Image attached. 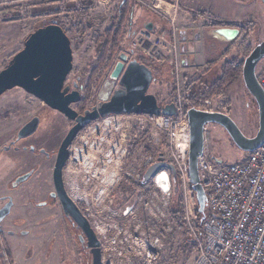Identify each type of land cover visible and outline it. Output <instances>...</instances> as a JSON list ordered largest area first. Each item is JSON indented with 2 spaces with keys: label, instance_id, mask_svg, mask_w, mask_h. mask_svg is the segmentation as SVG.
<instances>
[{
  "label": "built area",
  "instance_id": "built-area-1",
  "mask_svg": "<svg viewBox=\"0 0 264 264\" xmlns=\"http://www.w3.org/2000/svg\"><path fill=\"white\" fill-rule=\"evenodd\" d=\"M161 40L166 41L164 32L140 33L139 45L156 58ZM256 77L264 90V61ZM174 99L175 116L110 113L86 125L71 145L65 184L98 238L100 264H183L179 252L187 238L195 248L188 264H264V142L241 162L223 164L210 160L204 136L197 166L206 216L199 221L188 172L184 98ZM206 106L211 108L210 100L196 103L213 111ZM134 144V155L144 147L156 152L133 159L128 154ZM158 162L172 164L176 176L164 164L145 178ZM178 189L181 221L170 213Z\"/></svg>",
  "mask_w": 264,
  "mask_h": 264
},
{
  "label": "rangeland",
  "instance_id": "rangeland-1",
  "mask_svg": "<svg viewBox=\"0 0 264 264\" xmlns=\"http://www.w3.org/2000/svg\"><path fill=\"white\" fill-rule=\"evenodd\" d=\"M120 2L121 0H0V69L23 47L25 37L31 31L56 20L67 33L72 49V68L65 80L70 83L78 77V84L84 85L83 100L87 105L108 99L110 92L118 87V80L111 79L109 73L123 52L127 54V60L136 58L153 70L148 92L153 93L160 104L174 102V97L180 94L184 98L181 103L185 113L187 82L200 78L210 83L219 76L220 67L226 60L241 57L237 47L241 36L239 34L216 53L208 52V58L206 54L199 55L202 66L192 68L193 73L181 68L183 53L179 50V44L181 41H187L185 33L181 34L180 31L184 30L187 23L195 21L193 17L201 16L200 20L204 18L200 22L201 29L203 22L205 26H214L212 22L215 18L231 20L240 26H245V20H253V29L250 30L249 36L251 46L254 47L258 41L264 39V0H133L131 14L123 25L119 51L114 55L111 64L100 75L92 78L91 89L87 90L85 87L89 75L100 54L98 37L113 23L112 18ZM155 3L161 4L162 10L159 6L156 8ZM184 6L193 10L186 12ZM200 11H203L204 15H199ZM158 19L163 22L162 26L161 23H156L152 25V29L146 28L148 23L157 22ZM145 32H150L152 37L165 33L166 41H160L164 45H161V56L154 58L143 53L139 39L140 33ZM217 40L219 41L218 38ZM171 42L175 43V49L168 46V43L173 44ZM263 61L264 57L259 60L256 72ZM196 70L200 72L197 73ZM225 88L221 96L198 101L210 100L211 108H205L227 112L245 135L253 136L258 128V110L254 99L246 92L242 78H237ZM40 107H43L42 102L20 87H14L1 94L0 146L6 144L21 123ZM204 136L205 146L210 151V160L214 162H241L249 152L235 145L225 130L216 123H209L205 127ZM137 149L136 144L131 145L128 156L138 160L149 152H156L151 147H144L134 155ZM24 155L13 151L0 154L2 159H19ZM19 167L15 160L7 163L0 174V191H4L6 183L19 173ZM27 186L28 182L21 184L18 191ZM14 192L16 193L12 191ZM176 194L177 191L173 196ZM23 214V208L14 205L10 215L0 225V264H84L80 253L75 250L72 254L65 248L70 246V242L61 235L58 237L56 221L41 226L21 221L14 223ZM181 214L182 212L178 217H181ZM21 229L29 233L20 234L18 231ZM183 247L180 255L178 254V262L188 264L195 256L194 242H188Z\"/></svg>",
  "mask_w": 264,
  "mask_h": 264
},
{
  "label": "water",
  "instance_id": "water-1",
  "mask_svg": "<svg viewBox=\"0 0 264 264\" xmlns=\"http://www.w3.org/2000/svg\"><path fill=\"white\" fill-rule=\"evenodd\" d=\"M146 28L150 30L151 23H148ZM180 32L185 33L183 30ZM237 33V29L218 27L214 28L213 37L227 43ZM179 50L184 53L193 50V47L189 48L185 41H181ZM127 57V54L120 53V60L115 62L109 73L111 79L118 80V87L113 90L108 100L99 102L80 115H77L70 105L79 100V91L66 94L68 87H63L64 80L72 68V49L67 33L56 20L31 31L25 37L23 47L0 69V95L9 89L20 87L48 106L65 113L70 118H75V124L68 130L58 149L53 175L65 215L74 221L86 237V246L91 253L90 264H100L101 261L98 238L78 206L66 195L61 179L62 166L68 157V144L83 126L110 113H151L168 116H175L177 113L174 102L160 104L156 96L148 92L153 79L152 69L136 58L127 60ZM262 57H264V39L258 41L244 58L241 74L244 88L254 99L258 110V128L253 136H246L226 113L206 111L196 107H191L186 112L189 125L188 172L200 212L206 210V199L199 181L197 158L203 149L205 127L209 123L220 125L231 141L246 151L256 149L264 142V90L256 78L255 70ZM37 123V117L28 120L20 128L18 137L33 132ZM215 162L221 163L220 160ZM164 164L171 169L172 176L175 177L174 166L164 162L149 167L144 177L147 178L153 169Z\"/></svg>",
  "mask_w": 264,
  "mask_h": 264
},
{
  "label": "flooded vegetation",
  "instance_id": "flooded-vegetation-1",
  "mask_svg": "<svg viewBox=\"0 0 264 264\" xmlns=\"http://www.w3.org/2000/svg\"><path fill=\"white\" fill-rule=\"evenodd\" d=\"M217 27L237 29V35L240 34V27L236 25ZM237 35L225 44H229ZM77 81L78 77L70 83L64 80L63 87H68L65 92L66 94L72 93L75 90L79 91V100L72 102L70 105L77 112V115H80L86 109L97 105L101 101L87 105L83 100L84 85H79ZM113 90L110 92V95ZM39 100L42 102L43 107L37 109L30 117L23 121L16 132L8 139L7 143L0 146V154L6 151H13L27 155L19 157V159H2V155L0 156V174L6 168L7 163L12 160H15L20 166L17 168L20 169L19 173L6 183L4 191H0V225L10 215L14 205L22 207L25 213L18 217V221L14 223L21 221L41 226L56 221L58 224V237L61 235L67 242H70V246H65V248L69 249L72 254L76 250L78 254L80 253L83 256L84 264H89L91 263V253L90 249L86 246V237L74 221L65 215L53 175L58 149L68 130L76 121L75 118H70L65 113L48 106L41 99ZM220 112L228 114L223 110ZM33 117L38 118L35 130L30 134L18 137L20 128ZM85 126L77 132L76 136L68 144V157L62 166L61 179L66 195L69 198L70 195L65 184V168L69 161L71 145L76 141L78 134ZM25 182H28V186L18 191V187ZM12 191H16V193H12ZM10 231L7 232L10 233ZM18 232L20 234L29 233L27 230L22 229Z\"/></svg>",
  "mask_w": 264,
  "mask_h": 264
},
{
  "label": "trees",
  "instance_id": "trees-1",
  "mask_svg": "<svg viewBox=\"0 0 264 264\" xmlns=\"http://www.w3.org/2000/svg\"><path fill=\"white\" fill-rule=\"evenodd\" d=\"M133 0H121L120 4L115 10L114 16L112 18L113 23H111L107 28H105L99 39V56L96 60L95 65L92 67L91 73L89 75L88 83L85 87L87 90L91 89L92 78L95 75H100L104 69H106L112 62L114 55L120 49V39L123 32V25L126 23L129 15L132 11ZM199 15H204L203 11L198 13ZM196 20V17H193ZM245 23L240 26L239 23L234 21H224L215 19L212 23L214 26H229V25H239L240 27V38L237 41V47L240 51V58H232L226 60L220 67L219 76L210 83H206L200 78L190 80L186 84V101L187 107L185 109V118H187V110L191 107H195V103L198 100L221 96L226 89L225 87L235 81L237 78H241L242 67L244 58L250 53L253 48L249 42L250 30L253 29V20H245ZM251 24V25H250ZM43 25V24H42ZM211 25V24H210ZM39 27V26H38ZM191 184V183H190ZM191 188V186H190ZM193 194V200L195 203L196 215L198 220H202L206 216V210L200 212L198 210V204L196 202L194 191L191 188ZM182 212V198L180 189H178L177 194L173 196L172 203L170 206L171 215L181 221L178 215ZM192 239L187 238L186 243L190 242ZM184 243V245L186 244Z\"/></svg>",
  "mask_w": 264,
  "mask_h": 264
},
{
  "label": "crops",
  "instance_id": "crops-1",
  "mask_svg": "<svg viewBox=\"0 0 264 264\" xmlns=\"http://www.w3.org/2000/svg\"><path fill=\"white\" fill-rule=\"evenodd\" d=\"M155 6L157 8L159 6V3H155ZM184 7L185 9H187V10H184L186 12L190 13L191 12L190 10H193L189 7H186V6ZM200 17L201 16H198L195 21H192L189 24L187 23L186 27H184V30H183L186 35V41H187L188 47L189 48L193 47V50H187V52L181 54L180 66L181 68L186 69L187 72H190V71L192 72L193 70L192 68H196L197 66H202L201 63L199 62V55L201 56L202 54H206L207 55L206 58H208L209 56L208 54L211 51H214L216 53L218 49L221 50V48L225 45V43H223V40L220 39L218 41L215 37H213V30H214L213 26L211 25H208L209 27L207 25L205 26L203 22L202 29L200 28L201 27L200 22H202V19H204V18H201L200 20ZM190 19H191V16H190ZM156 23L157 24L161 23V26L163 24V22L158 19L157 22L151 23V29H152V25L153 24L156 25ZM196 72L199 73L200 70H196Z\"/></svg>",
  "mask_w": 264,
  "mask_h": 264
},
{
  "label": "bare ground",
  "instance_id": "bare-ground-1",
  "mask_svg": "<svg viewBox=\"0 0 264 264\" xmlns=\"http://www.w3.org/2000/svg\"><path fill=\"white\" fill-rule=\"evenodd\" d=\"M157 8H158V7H157ZM159 8H161V10H162L163 6L160 4V5H159ZM256 78H257V77H256ZM257 80H258V78H257ZM258 82H259V81H258ZM155 164H156V163H155ZM153 170H154V169H153ZM153 170H152V171H153Z\"/></svg>",
  "mask_w": 264,
  "mask_h": 264
}]
</instances>
